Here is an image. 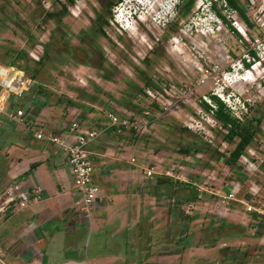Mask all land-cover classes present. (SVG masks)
<instances>
[{"label":"crops","instance_id":"0c3cea01","mask_svg":"<svg viewBox=\"0 0 264 264\" xmlns=\"http://www.w3.org/2000/svg\"><path fill=\"white\" fill-rule=\"evenodd\" d=\"M0 2L2 13L8 7L16 17L0 18V68H14L30 80L20 96L0 82V264H174L184 254H207L209 245L227 259L231 245L250 248L264 240V212L246 210L247 204L259 206L247 191L251 179L243 167L220 162L221 172L209 164L196 168L194 155L167 145L168 122H152L145 135L112 125L108 113L140 119V99L129 98L104 67L57 62L58 67L44 59L51 22L60 19L43 18L49 14L46 0L39 10L36 0ZM74 27L72 19L67 35L59 32L55 42L76 47L80 35ZM18 109L21 121L8 117ZM73 122L79 131H96L86 144L100 190L89 218L76 207L66 150L35 136L41 130L70 142ZM230 180L239 181L238 192L222 203ZM23 198L27 203L19 207ZM185 224L188 244L177 248L175 234ZM234 231L242 239L219 242Z\"/></svg>","mask_w":264,"mask_h":264},{"label":"rangeland","instance_id":"374dc122","mask_svg":"<svg viewBox=\"0 0 264 264\" xmlns=\"http://www.w3.org/2000/svg\"><path fill=\"white\" fill-rule=\"evenodd\" d=\"M36 1L37 10L45 8L41 0ZM46 1L49 14H44L43 18H60L53 20L49 28L52 39L45 50L49 52L50 65L59 67L58 63L76 65L81 62L106 68L104 75L119 80L129 98L133 95L140 99V119L129 118L138 126L147 122V128L139 131L140 134H148L154 121L168 122L172 132L167 133V145L175 144V151L180 154L186 148L194 155L196 168L209 164L217 172L223 171L220 162L210 163V156L215 151L228 154L234 146L225 141L226 130L202 102L213 106L212 96L218 97L243 123L254 115H263L258 131L238 164L251 179L247 189L253 183L257 185L253 204L259 207L264 204V178L260 167L264 164V0H238L250 26L235 10L215 0H195L188 11H185L186 0H140L143 5L136 0ZM0 6L4 4L0 2ZM3 8L0 18L15 20L13 10ZM117 11L120 14L115 18ZM111 14L112 25L108 21ZM130 14H134L133 19L128 17ZM72 19L75 33L80 35L76 38V47L70 46L68 40L56 41V44L59 32L67 35ZM54 51L59 57L52 58ZM70 51L73 57L69 56ZM251 52H255V59ZM254 63L256 66L252 68L250 65ZM14 102L19 103L18 99ZM192 145L195 148L189 147ZM248 162L256 168L252 166L247 170ZM186 226L181 225V231L175 234L177 248H186L188 244V239L183 237ZM238 233L222 234L219 242L242 239ZM212 239L210 236L205 242ZM247 245H231L233 250L227 259L218 252V246L209 245L207 254H184L174 264H199L200 258L208 264L219 259H224V264H264V240L257 246L248 248Z\"/></svg>","mask_w":264,"mask_h":264},{"label":"built area","instance_id":"2783aa9c","mask_svg":"<svg viewBox=\"0 0 264 264\" xmlns=\"http://www.w3.org/2000/svg\"><path fill=\"white\" fill-rule=\"evenodd\" d=\"M137 4L143 5L140 0H136ZM139 9V8H138ZM120 14V12L116 13L115 18H117V15ZM115 15V14H114ZM132 17V14H130V18ZM114 18L109 20L110 24H114L113 22ZM247 71V70H246ZM0 82H2V78H0ZM30 80L26 78L24 75L22 76V80L19 83H15V87H23V89L16 91V90H11L7 88L8 91L13 92L15 95L20 96L22 94V91L27 88L29 85ZM149 95L152 96V93L147 90L146 91ZM23 114L22 110L18 109L16 110L15 113H8V117L11 119H17L18 121H21V118H19ZM110 122L112 125H118V126H124V127H129L131 128L134 127V129H137V131H142L146 127L147 122H144L143 125L142 123L138 124L133 123V121H129V118L125 117H120L117 116L116 114L113 113H108L107 114ZM150 126V125H148ZM137 127V128H136ZM133 129V128H132ZM140 129V130H139ZM72 136V139L70 142H66L64 138H60V136L55 135V134H48L45 135L41 130H38L35 132V136L38 139H47L51 143L58 144L62 146L66 152H67V162L70 166L71 173L73 175V184H74V189L76 191V194L78 196L77 201H76V207L78 210H80L87 218L90 217V214L93 210L95 198L98 196L100 190L96 184L93 183L92 181V171H93V162L92 158L90 155V152L86 149V144L87 142L95 136L96 131L91 130V131H79L78 130V124L76 122H73L69 128V132ZM195 156H198V154H195ZM252 166L256 168L255 165L252 163L248 162L245 165V168L247 170H251ZM152 171L150 169H147L145 174L146 175H151ZM175 178L180 179L179 177L175 176ZM228 193L222 197L221 202L225 203L229 200H235V194L238 192L239 189V181L238 180H230L228 182ZM247 191L251 195H256L258 192L257 185L253 183ZM24 197V196H23ZM36 197V196H35ZM14 198L10 197L8 198V203L13 201ZM27 203V200L25 198L22 199L18 203L19 207H24ZM246 210L247 211H256L258 213H263L264 212V204L261 205L258 208H254L251 205L247 204L246 205Z\"/></svg>","mask_w":264,"mask_h":264},{"label":"trees","instance_id":"16d2710c","mask_svg":"<svg viewBox=\"0 0 264 264\" xmlns=\"http://www.w3.org/2000/svg\"><path fill=\"white\" fill-rule=\"evenodd\" d=\"M220 2L225 7L235 10L244 20L246 25L250 26V23L247 17L244 15L241 5L238 0H215ZM195 3V0H186L185 2V11L190 10ZM217 15L224 19L219 12ZM101 30V26L99 27ZM53 47V46H52ZM48 50H46V54L44 59H48L50 57ZM253 58H256L255 52H251ZM246 66L249 64L244 62ZM29 66L26 65V68ZM33 78V77H32ZM214 101L213 106L208 105L206 102H202V106L212 113L213 117L221 124V126L226 130L224 135L225 141L229 143H233V148L228 152V154L220 153L215 151L211 156L210 159L214 161L221 162L228 166L229 168H240L241 166L238 164L240 157L244 153L246 147L252 142L254 138V134L258 131V126L263 119V115H254L251 119H248L247 122L245 121L244 124L241 120L236 118L231 114V111L226 108L224 103L216 96H212ZM237 140H234L236 139ZM190 148H195V146H189ZM183 153H188V150L184 148Z\"/></svg>","mask_w":264,"mask_h":264},{"label":"bare ground","instance_id":"6f19581e","mask_svg":"<svg viewBox=\"0 0 264 264\" xmlns=\"http://www.w3.org/2000/svg\"><path fill=\"white\" fill-rule=\"evenodd\" d=\"M257 64V62H256ZM256 64L253 67L256 66ZM257 69V68H254V70ZM248 73L251 72V71H247ZM22 72L21 71H18L14 68L12 69H9V70H5L3 68H0V78H2V84H4L7 88L11 89V90H16V91H19L21 89H23V87H15V83H19L21 80H22ZM250 78H246V80ZM254 80V79H253Z\"/></svg>","mask_w":264,"mask_h":264},{"label":"clouds","instance_id":"9594fccd","mask_svg":"<svg viewBox=\"0 0 264 264\" xmlns=\"http://www.w3.org/2000/svg\"><path fill=\"white\" fill-rule=\"evenodd\" d=\"M130 10H132V9H130ZM136 11H133V13H135ZM128 13H125V15H127ZM132 16H134V14H132ZM128 17H130V15H128ZM131 19H133V17L131 18Z\"/></svg>","mask_w":264,"mask_h":264},{"label":"flooded vegetation","instance_id":"af4514ba","mask_svg":"<svg viewBox=\"0 0 264 264\" xmlns=\"http://www.w3.org/2000/svg\"><path fill=\"white\" fill-rule=\"evenodd\" d=\"M111 19H113V14H111V18H109V20H111ZM109 20H108V21H109ZM111 25H112V24H111Z\"/></svg>","mask_w":264,"mask_h":264}]
</instances>
